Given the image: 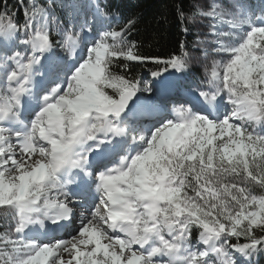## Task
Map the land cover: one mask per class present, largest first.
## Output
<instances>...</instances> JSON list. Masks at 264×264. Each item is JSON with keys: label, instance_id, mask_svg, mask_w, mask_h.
<instances>
[{"label": "snow or ice", "instance_id": "6c2138e0", "mask_svg": "<svg viewBox=\"0 0 264 264\" xmlns=\"http://www.w3.org/2000/svg\"><path fill=\"white\" fill-rule=\"evenodd\" d=\"M175 12L0 0V264H264V0Z\"/></svg>", "mask_w": 264, "mask_h": 264}, {"label": "trees", "instance_id": "16d2710c", "mask_svg": "<svg viewBox=\"0 0 264 264\" xmlns=\"http://www.w3.org/2000/svg\"><path fill=\"white\" fill-rule=\"evenodd\" d=\"M181 2L187 6L189 0H112L124 20L138 19V32L130 39L140 43V52L160 57H166L177 49L181 40L187 39L190 42L192 39L191 36L184 37L180 21L176 17L175 5ZM152 66L151 63L129 64L132 75L139 73L142 76H146ZM197 72L200 74L201 71L197 69Z\"/></svg>", "mask_w": 264, "mask_h": 264}, {"label": "rangeland", "instance_id": "374dc122", "mask_svg": "<svg viewBox=\"0 0 264 264\" xmlns=\"http://www.w3.org/2000/svg\"><path fill=\"white\" fill-rule=\"evenodd\" d=\"M200 70V69H199ZM201 71V70H200Z\"/></svg>", "mask_w": 264, "mask_h": 264}]
</instances>
